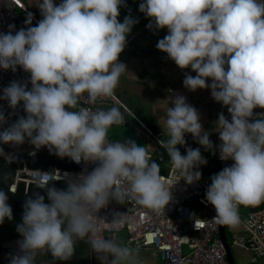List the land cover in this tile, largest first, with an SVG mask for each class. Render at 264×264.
I'll use <instances>...</instances> for the list:
<instances>
[{
	"label": "clouds",
	"instance_id": "obj_1",
	"mask_svg": "<svg viewBox=\"0 0 264 264\" xmlns=\"http://www.w3.org/2000/svg\"><path fill=\"white\" fill-rule=\"evenodd\" d=\"M36 6L43 18L35 26L28 13L26 28L11 25L9 32H0V68H23L32 85L13 81L3 89L0 99L14 110L23 102L27 115L4 127L8 122L0 109V144L28 142L77 164L97 166L68 180L66 188L41 182L49 203L39 192L25 201L17 225L19 253L10 264H36L44 253L67 261L77 240L86 238L101 264H141L137 249L98 237L96 213L111 200L122 203L125 187L139 205L160 211L172 200L170 189L145 146L110 140L109 129L126 122L118 107H78L82 99L95 105L115 96L127 71L119 57L138 20L131 15L118 20L125 0H62L58 5L40 0ZM139 10L151 18L149 30L168 29L156 47L179 68L197 73L186 75L184 86L210 88L212 98L231 114V121L219 114L216 130L219 158L234 164L211 177L206 199L215 207L213 219L237 228L241 205L264 202V113L254 118V109H264V0H143ZM171 104L165 122L169 139L159 143L184 181L193 184L202 176L196 169L207 160L199 148L188 147L182 155L177 146L186 144V133L208 150L215 146L186 97L176 95ZM0 156L10 154L0 147ZM123 215L117 213L112 223L119 224L117 217ZM6 217L12 219L13 210L0 190V224Z\"/></svg>",
	"mask_w": 264,
	"mask_h": 264
},
{
	"label": "built area",
	"instance_id": "obj_2",
	"mask_svg": "<svg viewBox=\"0 0 264 264\" xmlns=\"http://www.w3.org/2000/svg\"><path fill=\"white\" fill-rule=\"evenodd\" d=\"M28 13L32 12L23 0H0V32H9L11 25L15 26V30L23 28L21 20L23 16L27 17ZM33 16L32 26H35L40 19L34 14ZM13 81L27 83L29 89L32 87L30 73L25 72L23 68L18 66L15 72L0 68V97L3 96V89ZM105 106H116L124 113L125 124L113 126H133L154 143V151L150 152V156L159 165V171L166 169V173L160 172V176L166 187L170 189L172 200L165 209L154 211L139 205L128 195L125 187L122 203L111 200L107 207L96 213L94 223L98 228V237L105 238L107 234L114 237L126 232L128 246L150 252L154 258L161 261V264H229L226 247L221 237L222 225L213 219L217 213L215 207L207 202L206 191L212 182L207 173L212 176L218 174L225 167L232 166L234 161H222L219 158V149L215 147L214 150L201 153L207 160L206 165L196 169L202 173L201 179L188 184L180 171L173 167L170 158L168 160L164 155L166 153L168 156V153L159 143L164 140L163 136L145 125L116 94L114 97L98 100L95 105L89 104L86 99H82L78 105L93 110L103 109ZM19 107L22 113L25 112L23 102L14 110L6 100L0 99V109L7 111L6 119L17 117ZM260 113H264V110L257 111V115ZM125 115L130 116V119ZM185 140L186 144L181 145L185 153L188 147L197 149L190 133L185 134ZM0 147H3L5 153L10 154V156H0V160L8 164L18 162L22 156L34 157L44 153L46 156L41 158L40 164L47 159L51 163L61 160L74 167L61 169L51 164L46 169H30L24 164L23 168L16 170L13 178L10 190L14 194L20 183H25L26 189L30 184L39 186L41 182L45 185L61 183L67 186L68 180L82 173L87 174L97 166L95 163L83 161L77 164L68 157L57 156L47 147L36 149L28 142L18 147L4 144H0ZM241 207L243 205L239 209ZM117 213L124 215L117 217L121 222L114 225L112 222ZM226 236L232 250L238 248L248 252L251 255V264H264V204H259L256 210L248 213L246 219L240 217L239 227H231L229 232L226 226ZM185 246L188 247L187 254L184 252Z\"/></svg>",
	"mask_w": 264,
	"mask_h": 264
},
{
	"label": "crops",
	"instance_id": "obj_3",
	"mask_svg": "<svg viewBox=\"0 0 264 264\" xmlns=\"http://www.w3.org/2000/svg\"><path fill=\"white\" fill-rule=\"evenodd\" d=\"M27 8L40 20L43 18L40 9L36 6L40 0H23ZM62 0H54L57 5ZM143 0H125L126 7L119 9L120 15L118 20L123 22L126 16L131 15L138 20L130 34L127 35V44L125 50L120 54L119 60L127 65V71L120 77V83L115 91V94L127 105V107L143 122L157 133H160L164 140L169 139L165 122L167 119L166 113L168 107L173 106L171 100L176 95L186 97V102L195 107L200 115V123L203 129L209 133V139L212 141L215 148L219 149L221 143L219 132L216 130V121L219 114L223 113L226 118L231 121V114L228 108L222 103L215 101L211 95L210 88L197 89L191 91L186 88L183 81L186 75L191 74L196 76L191 68L181 69L167 53L159 50L156 45L158 41L168 34V29H153L149 30L147 25L152 22L151 18L139 10L140 3ZM26 16L22 17L25 22ZM24 26V25H23ZM211 84V78L207 81ZM111 107L105 106L103 110H108ZM264 110L261 108L254 109V118L257 111ZM122 112V110H121ZM123 113V112H122ZM24 114V112H23ZM22 114V116H23ZM8 116L7 113L5 114ZM130 119V116L125 115ZM123 126H112L109 129L108 135L111 141H124L118 135H114L112 128ZM127 128L128 126H124ZM131 130L138 131L134 127ZM195 146L200 149L201 153H206L209 150L199 144L192 136ZM133 140L143 139L149 144L151 151H154V143L146 138L143 132L138 131L133 135ZM182 155H186L181 145L177 146ZM150 151V152H151ZM167 159L166 153H164ZM166 170V169H164ZM207 176L212 177L207 173ZM121 234V233H120ZM120 234L112 237L119 243H123ZM126 246H128L126 244ZM137 249L132 246H128ZM138 256L141 264H161V261L154 258L150 252L138 250Z\"/></svg>",
	"mask_w": 264,
	"mask_h": 264
},
{
	"label": "water",
	"instance_id": "obj_4",
	"mask_svg": "<svg viewBox=\"0 0 264 264\" xmlns=\"http://www.w3.org/2000/svg\"><path fill=\"white\" fill-rule=\"evenodd\" d=\"M22 114L21 108L19 107L17 118L19 119ZM11 118L12 117L7 118L8 123L11 121ZM134 129L137 130L135 127ZM0 130L2 129L0 128ZM44 156H46L44 153L34 157L22 156L18 162H11L9 164L4 160H0V190L7 193L8 203L11 205L13 210L12 219H8L6 217L4 222L0 224V264H10L11 256L19 253L18 241L22 240V236L17 231V225L22 223L25 201L34 193L39 192L40 194L45 195V203H49L45 189L39 188L34 184H30L26 189V184L20 183L17 187L16 193H12L10 189L12 187L16 170L18 168H23L24 164H26L30 169H46L51 164H54L56 167L61 169L74 168L72 165L61 160L51 163L50 160L47 159L40 164L41 158ZM53 185L57 188L67 187L61 183H53L48 186L51 187ZM257 207L258 205L249 206L247 208H242L239 211L243 213H250L256 210ZM108 237L112 238V235L107 234L105 236L106 239ZM221 237L226 247L229 264H235L232 249L227 241L226 226L224 225L221 227ZM74 247V255L67 261L55 259L52 257L51 253H44L37 256L36 264H101V261L97 258V253L93 250L91 244L86 239L77 240Z\"/></svg>",
	"mask_w": 264,
	"mask_h": 264
},
{
	"label": "rangeland",
	"instance_id": "obj_5",
	"mask_svg": "<svg viewBox=\"0 0 264 264\" xmlns=\"http://www.w3.org/2000/svg\"><path fill=\"white\" fill-rule=\"evenodd\" d=\"M21 24H22V26L24 25L23 28L27 27V25L25 24L24 21H22ZM4 113L6 114L7 111H4ZM26 115H27V113L24 112L23 116L26 117ZM16 120H18L17 117H12L11 121L8 124H11V123L15 122ZM8 124L4 125V127H7ZM132 127L133 126H128L127 128H125V127H115V128H112V131H113L114 135H118V137L122 138L123 140H128V139L133 140V138H132L133 135L136 134V132L138 133V131L131 130L130 128H132ZM135 142L138 145H140V146H145L147 148L149 154H150L151 149L149 148V144L148 143H146L143 139L136 140ZM160 172L161 173H166V170L160 169ZM247 207L248 206H243L240 209L247 208ZM239 214H240L241 219L244 220V219H246L248 213H243V212L239 211ZM230 229H231V227H228V231L229 232H230ZM127 236L128 235H127L126 232H122L120 234V237L123 239L124 245L127 244ZM184 252H186V254L188 253V247L185 246ZM232 252H233L235 264H251V262H250L251 255L248 252H245L244 250L238 249V248L233 249Z\"/></svg>",
	"mask_w": 264,
	"mask_h": 264
},
{
	"label": "trees",
	"instance_id": "obj_6",
	"mask_svg": "<svg viewBox=\"0 0 264 264\" xmlns=\"http://www.w3.org/2000/svg\"><path fill=\"white\" fill-rule=\"evenodd\" d=\"M264 204V202H262L260 205H263Z\"/></svg>",
	"mask_w": 264,
	"mask_h": 264
}]
</instances>
